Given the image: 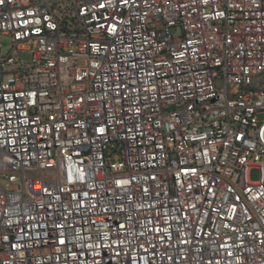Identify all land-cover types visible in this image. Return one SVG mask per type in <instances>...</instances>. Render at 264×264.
<instances>
[{"label":"built area","instance_id":"built-area-1","mask_svg":"<svg viewBox=\"0 0 264 264\" xmlns=\"http://www.w3.org/2000/svg\"><path fill=\"white\" fill-rule=\"evenodd\" d=\"M5 37L0 264H264V0H2Z\"/></svg>","mask_w":264,"mask_h":264},{"label":"rangeland","instance_id":"rangeland-1","mask_svg":"<svg viewBox=\"0 0 264 264\" xmlns=\"http://www.w3.org/2000/svg\"><path fill=\"white\" fill-rule=\"evenodd\" d=\"M180 32V30L178 28H174L171 30L172 34H178ZM12 49V40L9 37H5L2 39L1 41V47H0V56H6ZM32 60V54H30L29 52H24L23 53V61L24 62H30ZM259 120H264V114H260L258 116ZM252 178L253 180H257L259 178V171L258 170H254L252 172ZM8 180L5 178H0V185L1 186H7L8 184Z\"/></svg>","mask_w":264,"mask_h":264},{"label":"snow or ice","instance_id":"snow-or-ice-1","mask_svg":"<svg viewBox=\"0 0 264 264\" xmlns=\"http://www.w3.org/2000/svg\"><path fill=\"white\" fill-rule=\"evenodd\" d=\"M0 2H2V0H0Z\"/></svg>","mask_w":264,"mask_h":264}]
</instances>
